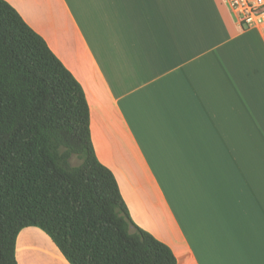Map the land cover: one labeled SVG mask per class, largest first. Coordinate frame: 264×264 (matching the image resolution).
Segmentation results:
<instances>
[{
	"label": "crops",
	"instance_id": "0c3cea01",
	"mask_svg": "<svg viewBox=\"0 0 264 264\" xmlns=\"http://www.w3.org/2000/svg\"><path fill=\"white\" fill-rule=\"evenodd\" d=\"M81 85L99 162L176 264H264V29L224 0H5ZM17 264H70L22 228Z\"/></svg>",
	"mask_w": 264,
	"mask_h": 264
},
{
	"label": "trees",
	"instance_id": "16d2710c",
	"mask_svg": "<svg viewBox=\"0 0 264 264\" xmlns=\"http://www.w3.org/2000/svg\"><path fill=\"white\" fill-rule=\"evenodd\" d=\"M28 226L70 264H176L131 220L97 159L81 85L0 0V264H17L16 236Z\"/></svg>",
	"mask_w": 264,
	"mask_h": 264
},
{
	"label": "built area",
	"instance_id": "2783aa9c",
	"mask_svg": "<svg viewBox=\"0 0 264 264\" xmlns=\"http://www.w3.org/2000/svg\"><path fill=\"white\" fill-rule=\"evenodd\" d=\"M242 29H264V0H224Z\"/></svg>",
	"mask_w": 264,
	"mask_h": 264
}]
</instances>
